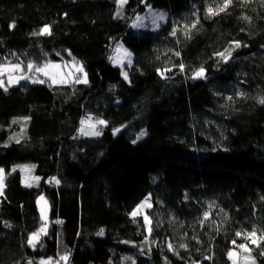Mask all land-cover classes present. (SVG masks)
Returning <instances> with one entry per match:
<instances>
[{
    "label": "trees",
    "instance_id": "trees-1",
    "mask_svg": "<svg viewBox=\"0 0 264 264\" xmlns=\"http://www.w3.org/2000/svg\"><path fill=\"white\" fill-rule=\"evenodd\" d=\"M220 2L0 0V63L27 72L29 62L75 59L88 79L0 88V264H232L229 250L249 255L234 240L264 264V242L236 236L264 231V0H234L209 17L207 7ZM148 8L168 14L158 31L135 28ZM45 25L52 35H32ZM233 41L242 46L224 63L216 53ZM118 46L132 54L130 67L110 61ZM200 67L206 78L192 79ZM164 68L167 79L157 72ZM89 116L106 121L101 135L80 133ZM27 164L41 178L36 187L12 172ZM41 195L47 234L33 248L27 240L45 223ZM145 198L151 235L143 216L130 215Z\"/></svg>",
    "mask_w": 264,
    "mask_h": 264
},
{
    "label": "snow or ice",
    "instance_id": "snow-or-ice-1",
    "mask_svg": "<svg viewBox=\"0 0 264 264\" xmlns=\"http://www.w3.org/2000/svg\"><path fill=\"white\" fill-rule=\"evenodd\" d=\"M128 0H117V4L120 8L123 7V5L127 4ZM215 2V0H214ZM234 0H221L220 3L216 4V7H212L211 5L207 7L206 12L209 17L211 16H216L219 15L220 13L226 12L227 9L233 4ZM241 3H248L249 0H240ZM66 15V14H65ZM120 15V12H117V16ZM163 18V17H161ZM245 20H250L249 17H243ZM199 21L197 20L196 23ZM196 23L191 24V26H185L188 31H190L191 28L196 27ZM15 24L10 25V28H14ZM176 29H173L172 35H176ZM187 35V32L185 33ZM33 36H43V35H52L51 32V26L50 25H45L39 31L33 32ZM241 42L239 41H233L232 46L230 48L225 49L222 52L216 53L218 58L223 61L224 63H227L231 58H232V53L236 48L241 47ZM244 47H247V45H243ZM121 48L120 46L117 47L116 52L120 53ZM71 55V52L68 53ZM177 56L179 55V52L175 53ZM15 55V54H13ZM131 53L127 52V50L124 51L122 56H116V57H109L110 61L114 63V65L118 66H123L124 61L127 60V63L131 65ZM72 67L75 69L74 72H69L67 76H65L64 73H62L60 70L61 65L53 63L51 61L46 62L42 66L34 65L32 62L27 63L26 65V70L29 73H38L40 76L45 77V79L39 78V76L33 77L30 75H25V68L21 66V63H15L13 64L11 61H8L7 63H0V88H2L5 92L8 90V87L11 86L12 84H18L21 80H30L32 83H39V84H44L46 82H51V84H67V83H88L87 79V73L84 70V67L82 64H80L79 61H76L75 59L72 60L71 62ZM67 67V65H65ZM180 71H184V65L180 64L178 65ZM172 71L171 68H164L163 70L157 69L158 74L161 76L162 79H167L168 77L165 75V73ZM15 73H19V75H15ZM76 73H79L80 75H76ZM7 75V82L5 81L4 77ZM122 75L125 80L128 79V74L127 72H122ZM192 79H205L206 78V72L203 67H200L192 73L191 76ZM7 83V86H6ZM239 95L243 96L244 93H239ZM228 99H232L231 96L228 97ZM259 103L264 104V98L259 99ZM25 122L30 119V117H24L21 118ZM92 117L89 116L87 119L81 120V125L82 127L80 128V133L82 135H95L99 136L101 135L100 129L97 127V125H106L105 120H96L94 123L91 122ZM13 123H17L16 120L13 121ZM23 130V129H22ZM120 129H115L114 134L118 133ZM146 135V132L142 131L140 133V137H143ZM10 139H15L17 143H19V138L18 137H11ZM139 139V137L137 138ZM136 141L134 140L133 143ZM8 145L5 144L4 147H7ZM35 165H17L13 167L12 172H15L17 168L20 170L21 173H23V184L25 187H33L34 184H38L40 181V177L38 176H33L31 173L35 169ZM6 176H5V170L3 168H0V196L4 195V188H5V181ZM51 182L55 183L56 185L60 184V181L56 179L55 177L51 178ZM150 198H145V200L139 204L131 213L130 215L135 218L139 215L142 214V210L144 208H151L152 205L149 202ZM41 201L44 202L45 205H47L46 199L41 195L37 201L39 204ZM144 222L145 225L147 226V231L148 234L151 235L152 228H151V218L149 215L145 214L144 215ZM41 219L45 221V223L41 226V228L34 232L27 240V243L29 246H32L33 248L35 247L36 243L39 242V237L41 233L47 234L46 229H47V213L45 208H41ZM209 219V213L205 212L204 213V220ZM59 223V221H57ZM201 224H203V220L201 221ZM104 230L101 229L97 235H103ZM237 237L243 236V238L248 241L249 243L256 245L257 247L261 242H264V231L260 232L258 235L257 229L253 228L250 232L247 233H241L237 232L236 233ZM233 245L238 247L241 252H248V256H241L240 253L237 251L229 250L227 253L228 259L232 261V264H238V259H243V260H251L252 264H255V259L250 256L251 249L248 247L247 243L245 244H239L236 245V241L234 240ZM181 247H185V245H181ZM169 251H174L173 245L169 244L168 245ZM261 255H264V252H261ZM205 259H210L209 257H205ZM61 261H67L68 260V255H61L60 256ZM28 264H32L31 261L28 262ZM40 264H53L52 260L48 261H41ZM58 264V262H57ZM135 264V262H133Z\"/></svg>",
    "mask_w": 264,
    "mask_h": 264
},
{
    "label": "rangeland",
    "instance_id": "rangeland-1",
    "mask_svg": "<svg viewBox=\"0 0 264 264\" xmlns=\"http://www.w3.org/2000/svg\"><path fill=\"white\" fill-rule=\"evenodd\" d=\"M161 17H163V18H161ZM167 19H168V14L167 13L162 12V11H159V10H155V9L148 8L143 14H141L136 19V21L134 22V25H135V28L137 30L145 31V32H155V31H158L167 22ZM120 48H121L120 53H117L115 51L114 57H116V56H122L123 53H124V51L127 50L123 46H120ZM127 52H129V51L127 50ZM130 59H131V65H132L133 64V56H132V54H131ZM59 65H61V68H60L59 71H61L62 73H64L65 76H67V74L69 72H74L75 71V69L72 67V65H67V64H59ZM65 65H67V67H65ZM131 65H129L127 63V60H125L123 66H118V65H116V66H118L120 68H125V67H130ZM24 74L25 75H30V76H33V77L39 76V78L45 79V77L40 76V74H38V73H29V72H26L25 71ZM15 75H19V73H15ZM76 75L78 76L80 74L79 73H76ZM4 79L7 82V75H5ZM22 81H28V80H21L20 82H22ZM48 83H51V82L49 81ZM12 85H15V84H12ZM27 165H30V164H27ZM17 171H20V170L17 168ZM31 175L38 176L36 174V167H35L34 171L31 173ZM38 177H40V176H38ZM22 180H23V173H22ZM4 183H5V181H4ZM39 183H40V181L38 182V184H34L33 187L38 186ZM149 202L151 203L150 200H149ZM150 209L151 208H147V207L144 208L142 210V214L139 215V216H143L144 217V215L147 214V212ZM54 250H55V247H54ZM239 261H240V259H239Z\"/></svg>",
    "mask_w": 264,
    "mask_h": 264
},
{
    "label": "water",
    "instance_id": "water-1",
    "mask_svg": "<svg viewBox=\"0 0 264 264\" xmlns=\"http://www.w3.org/2000/svg\"><path fill=\"white\" fill-rule=\"evenodd\" d=\"M45 198V197H44ZM46 199V198H45ZM47 201V200H46ZM45 208L46 209V213H47V221H48V215H49V205H48V202H47V205L44 204L43 201H41L39 204H38V208H39V211L41 213V208Z\"/></svg>",
    "mask_w": 264,
    "mask_h": 264
}]
</instances>
